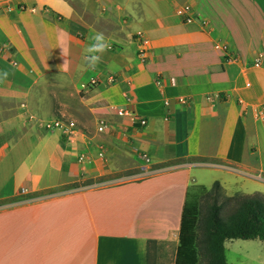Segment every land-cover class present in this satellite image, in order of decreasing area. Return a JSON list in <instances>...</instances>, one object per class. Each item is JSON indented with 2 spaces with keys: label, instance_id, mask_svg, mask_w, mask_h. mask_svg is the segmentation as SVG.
Segmentation results:
<instances>
[{
  "label": "crops",
  "instance_id": "obj_1",
  "mask_svg": "<svg viewBox=\"0 0 264 264\" xmlns=\"http://www.w3.org/2000/svg\"><path fill=\"white\" fill-rule=\"evenodd\" d=\"M182 5L207 26L183 23L176 14ZM58 18L70 22L64 27ZM100 20L114 26L103 33L115 50L83 73L99 80L96 94L84 97L96 128L75 122L80 134L71 141L43 123L62 120L53 92L66 86L74 94L76 67L89 37L101 32ZM240 34L258 38L253 47L228 49L239 60L226 62L216 46ZM260 53L264 0H0V72L9 73L0 82V264H150V244L178 241L185 192L197 185L199 169L227 195H264V121L256 117L264 105V61L251 66ZM109 106L147 124L117 117ZM99 122L108 125L104 133ZM125 135L151 164L178 166L3 205L108 174Z\"/></svg>",
  "mask_w": 264,
  "mask_h": 264
},
{
  "label": "rangeland",
  "instance_id": "obj_2",
  "mask_svg": "<svg viewBox=\"0 0 264 264\" xmlns=\"http://www.w3.org/2000/svg\"><path fill=\"white\" fill-rule=\"evenodd\" d=\"M26 10V8H23ZM198 15L197 23L200 21H205L207 26V20L203 18L198 12H195ZM58 21L61 22L64 27H66L68 22L64 21L62 18H58ZM73 22L72 26H73ZM242 24H245V21H239ZM74 27V26H73ZM245 27V26H244ZM96 28L104 32L106 34H112L115 31L114 26L111 23L100 20L96 23ZM72 36L74 37V28H72ZM245 31V29L240 30ZM112 32V33H111ZM116 36H111V38H115ZM225 42L223 45L227 49H231L232 47L236 48L238 51L246 49L247 45L250 47L254 46V40L258 38V36H254L253 38L250 36H246L244 34L240 35H228L225 37H221ZM250 39V40H249ZM222 44V43H221ZM109 49L115 50L114 47H110ZM141 53L140 50L137 52V56ZM84 55V54H83ZM82 55V56H83ZM240 55V54H239ZM82 59V57H81ZM81 59L79 60V64L76 67V73L74 75V94L68 87L64 86L61 90H57L53 92L57 97L54 100V111L56 114V118L67 120L72 119L76 122L79 127L84 130L88 126H93L96 128L95 121L91 118L90 112L88 108L84 105V97L94 96L97 92V88L99 86V80L96 74H85L83 73L87 71H81L79 69V65L81 64ZM140 59V58H138ZM93 71V70H89ZM108 76H114L112 74ZM108 76H106V80L108 81ZM115 77V76H114ZM100 106V105H99ZM99 133V132H98ZM100 134V133H99ZM126 136V135H125ZM124 137V136H123ZM116 155L110 158L111 164V172L108 171L106 175L100 177L97 180H92L90 183L80 182L76 184L65 185L63 187L57 188L50 193L38 194L34 196L28 197H19L8 201L3 205H11V204H19L23 202H30L34 200H40L44 198H49L53 196H59L68 192H74L77 190L92 188L98 186H104L109 184H117L130 180H139L147 176H151L153 174L169 170L178 166L175 163L172 164H164V165H153L150 163L149 157L144 153H138L132 146L131 138L126 136L124 138L123 143L121 142L120 146L116 147ZM197 162V161H194ZM109 170V169H107ZM206 169H199L198 175H195V179L197 180V185H202L205 187H211L213 183H208L210 181L205 180ZM207 183L209 184L207 186ZM224 191V190H223ZM225 193V192H224ZM226 194V193H225ZM242 194V193H240ZM227 195V194H226ZM232 194H228L227 196H232ZM230 205H227L223 210V217L230 212ZM178 246V241L175 244L169 243H160V244H150L149 246V256H150V264H174L176 258V249ZM224 253L225 259L228 264H264V243L257 240H227L224 243ZM201 263L205 264V261L199 258Z\"/></svg>",
  "mask_w": 264,
  "mask_h": 264
},
{
  "label": "trees",
  "instance_id": "obj_3",
  "mask_svg": "<svg viewBox=\"0 0 264 264\" xmlns=\"http://www.w3.org/2000/svg\"><path fill=\"white\" fill-rule=\"evenodd\" d=\"M227 205L231 209L223 217ZM235 239L264 243V195L227 196L218 182L210 188L190 186L185 192L174 264H200L199 258L205 264H228L224 242Z\"/></svg>",
  "mask_w": 264,
  "mask_h": 264
},
{
  "label": "built area",
  "instance_id": "obj_4",
  "mask_svg": "<svg viewBox=\"0 0 264 264\" xmlns=\"http://www.w3.org/2000/svg\"><path fill=\"white\" fill-rule=\"evenodd\" d=\"M177 16L181 19V21L185 24H191L198 20V15L193 12L192 8L189 5H182L176 11ZM200 25L204 27L206 25L205 21H200ZM216 48H219L223 51L225 56L226 62H237L239 57L232 55L228 49L224 45H217ZM140 60H145V55L143 52L139 54ZM264 61V53L258 54L252 61L251 66L255 68L262 67ZM108 82L113 84L116 82V78L114 76H108ZM156 85L158 86V90L161 91L163 83L161 80H156ZM129 84V83H128ZM186 100H178V103H183ZM165 106H169V102H164ZM109 109L114 111L117 117H128L132 122H137L141 126H145L147 124L146 120L143 118H138L134 113L129 111L125 107H117V106H109ZM169 115V111L167 112ZM256 117L259 118L261 121H264V105L256 112ZM43 127L45 130L50 131L54 129H59L61 133L68 137L69 140H73L74 138L78 137L80 134V130L78 129L76 123L71 120H54L43 123ZM108 125L105 122H99L97 125V132L104 133L107 129ZM100 153L99 155L102 156L101 151L103 150L102 146H99Z\"/></svg>",
  "mask_w": 264,
  "mask_h": 264
},
{
  "label": "clouds",
  "instance_id": "obj_5",
  "mask_svg": "<svg viewBox=\"0 0 264 264\" xmlns=\"http://www.w3.org/2000/svg\"><path fill=\"white\" fill-rule=\"evenodd\" d=\"M91 43L84 48V55L81 59L79 69L81 71L95 70L97 65L101 62L102 55L110 48V43L106 39L103 32H96L89 37ZM61 49V57L63 58L62 68L67 71L69 68L70 49L67 42L64 43ZM9 73L7 71L0 72V82L7 80Z\"/></svg>",
  "mask_w": 264,
  "mask_h": 264
}]
</instances>
